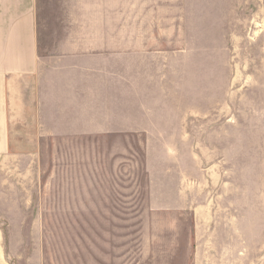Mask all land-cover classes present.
<instances>
[{"label":"rangeland","instance_id":"1","mask_svg":"<svg viewBox=\"0 0 264 264\" xmlns=\"http://www.w3.org/2000/svg\"><path fill=\"white\" fill-rule=\"evenodd\" d=\"M40 1L80 82L6 85L0 264H264V0Z\"/></svg>","mask_w":264,"mask_h":264},{"label":"crops","instance_id":"2","mask_svg":"<svg viewBox=\"0 0 264 264\" xmlns=\"http://www.w3.org/2000/svg\"><path fill=\"white\" fill-rule=\"evenodd\" d=\"M40 2V0H0V120L2 116L4 117L6 85L14 83L20 78H29L33 75L36 77L38 92L40 90L48 91L50 98L61 97L58 91L68 88L76 89L79 85L78 82L80 81H74L72 48L69 50L56 49L55 46L54 49H51V42L59 41L58 38H53L48 31L46 33L41 31L38 23ZM70 42H72V38ZM71 46L72 43L70 44ZM62 67L71 70V72H67L70 73L67 76L68 81H55L56 77H61L58 73ZM89 82L92 83L91 86L95 85L93 81ZM83 84H85L84 86H89L87 83ZM75 98L78 99L76 101V114L79 115L77 120L91 119L92 117L89 115H80L82 111L90 112L91 102L85 101L79 95H76ZM43 99V96L41 97L37 94L36 106L41 105L44 101ZM80 105H88L89 108L83 106L81 109L82 106ZM2 123H6L5 117L0 122V125ZM87 132L93 133L94 131L90 130ZM2 139L3 133L0 132V140ZM212 166L210 165L209 168H212ZM188 170L190 173L189 181L188 184H185L188 189L182 192L181 185L179 186L180 188L178 186L174 188L176 191L175 205L177 209L188 207L189 204L186 203V197L182 194L189 192L192 208L195 211V200L199 190L195 185L198 178L193 176L192 172L196 171V166L189 165ZM216 191L217 198L215 195ZM230 191L229 184H225L223 179L221 180V185L218 184L215 188H210L208 198H213L212 208L214 211L218 210L219 215L223 214L225 216L226 211L231 209ZM216 201L218 206L215 204ZM198 206L200 207V205ZM210 208L211 206L209 205Z\"/></svg>","mask_w":264,"mask_h":264}]
</instances>
